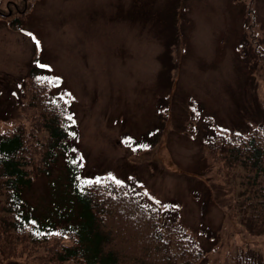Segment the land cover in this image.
<instances>
[{
    "label": "rangeland",
    "instance_id": "obj_1",
    "mask_svg": "<svg viewBox=\"0 0 264 264\" xmlns=\"http://www.w3.org/2000/svg\"><path fill=\"white\" fill-rule=\"evenodd\" d=\"M34 69L70 101L83 177L140 188L205 248L200 264L264 260L206 143L264 126V0H0V133L24 119Z\"/></svg>",
    "mask_w": 264,
    "mask_h": 264
},
{
    "label": "trees",
    "instance_id": "obj_2",
    "mask_svg": "<svg viewBox=\"0 0 264 264\" xmlns=\"http://www.w3.org/2000/svg\"><path fill=\"white\" fill-rule=\"evenodd\" d=\"M38 71L30 73L33 100L24 119L0 133V258L10 264H200L205 248L140 188L82 176L70 101L50 94L52 84L37 81ZM206 143L234 184L232 216L251 235L264 234V126L248 134L218 131ZM59 159L62 174L34 203L26 194L37 177L52 176ZM235 264L264 260L239 254Z\"/></svg>",
    "mask_w": 264,
    "mask_h": 264
},
{
    "label": "snow or ice",
    "instance_id": "obj_3",
    "mask_svg": "<svg viewBox=\"0 0 264 264\" xmlns=\"http://www.w3.org/2000/svg\"><path fill=\"white\" fill-rule=\"evenodd\" d=\"M38 43V42H37ZM71 119V117H69Z\"/></svg>",
    "mask_w": 264,
    "mask_h": 264
}]
</instances>
